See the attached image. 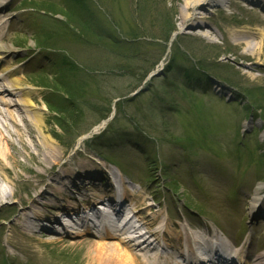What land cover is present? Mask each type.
Instances as JSON below:
<instances>
[{"label": "rangeland", "instance_id": "rangeland-1", "mask_svg": "<svg viewBox=\"0 0 264 264\" xmlns=\"http://www.w3.org/2000/svg\"><path fill=\"white\" fill-rule=\"evenodd\" d=\"M0 1V49L11 50L4 60L35 91L60 157L45 163L49 151L29 118L36 110L23 114L34 147L17 107L10 109L18 129L0 117L13 143L1 160L0 264H104L91 254L99 239L63 238L50 200L33 201L41 189H59L52 173L103 167L120 172L131 194H146L164 218L194 230L218 227L247 253H264V210L251 212L258 186L264 199V48L261 56L248 52L239 38H257L260 8L246 0L203 5L208 39L193 22L180 26L185 4L196 0ZM206 72L212 87L204 90ZM67 86L76 90L69 99ZM46 100L76 114L56 116ZM65 118L67 132L59 125ZM72 197L62 192L59 205L69 207ZM24 211L42 212L39 228L46 221L50 230H20Z\"/></svg>", "mask_w": 264, "mask_h": 264}, {"label": "bare ground", "instance_id": "bare-ground-1", "mask_svg": "<svg viewBox=\"0 0 264 264\" xmlns=\"http://www.w3.org/2000/svg\"><path fill=\"white\" fill-rule=\"evenodd\" d=\"M229 1L230 0H196L192 3H186L182 12L180 26H185L189 22H193L190 25L191 28L197 26L199 28L200 36L211 39L213 33L210 30L205 29V27H207V24L203 21V17L199 16V9L205 4L209 5L212 8H223L228 4ZM246 1H248V3H251L252 9L260 8L264 13V0ZM3 8L4 3L3 1H0V11ZM256 34L257 38L252 37L246 33L241 34L239 38H242V42L240 43L245 45L244 49L246 51L251 53H260L259 56H261L263 52L262 50L264 48V28L259 29L258 33ZM258 38L259 41L257 40ZM7 53H11V50L0 49V80L3 81V85L1 87L3 90H0V94H7L8 97L12 96L16 97V99L0 98V117L4 118L6 121H10L18 129L19 124L17 122V119L13 115V111H11L10 109L17 107L18 109L15 108V111L18 112L20 121L25 123L24 125L27 128L26 133L31 139L29 140V142L31 146L34 147L38 144V142L33 139L31 125L30 123H28L26 115L24 116L23 114H30L31 111L36 110L35 102L33 100L35 91L29 87H25L23 78L18 77L17 72L10 69V66L4 60V55ZM1 106L7 107L8 109L4 110ZM30 116L29 118H31V123L37 129L44 146L47 147V150L49 151L47 152L48 155H46L47 153L44 154L46 155V158L44 159L45 163L47 165L50 162L54 164L60 157L52 146L54 139L51 135L45 133L43 114L41 113V111L36 110L32 113V116ZM2 126L3 129H5L6 133H11L10 131H8V127L6 126V124L3 123ZM13 134L14 136H18L19 138H21L19 132H15ZM12 144L13 143L10 141L9 137H5L2 133V130L0 129V170H4L6 168L1 160L2 158L6 159V157L8 156V151L10 150ZM24 146L29 148L31 147L26 143L24 144ZM95 169L96 170H94L93 172H88L86 170L82 174L69 172L65 173L64 175H59L52 173L56 177L54 179V182L60 186L59 189L54 192H47V194L41 189L35 194L33 201L36 202L40 199L50 200L52 206L49 214L54 220L53 223L56 224L60 223L59 220L61 218L59 215L61 211H64L63 206L67 207V205H65L63 202L61 203V206L59 205L61 202L60 196L62 192L70 191L72 195L83 194L84 196L86 192L94 190L101 200L106 202L107 198V201H112L113 198H115L117 194H119V192H122L123 185L120 184V186H117L118 188L116 187L114 189V193L109 194V192L111 191L110 189L112 188L111 182L109 181L108 177L103 174V170L98 168ZM122 179L123 178H121V180ZM105 180L108 181L107 185H103V182ZM76 185H78L79 188ZM124 185V187L128 189V186H126V181ZM45 186L46 188H51L53 187V184L49 182ZM262 190L263 186H258L252 197L253 203L251 204V212L253 214H256L259 208L261 209L262 207H264V199L261 196ZM119 199H123V201L120 202L124 207L126 201L127 205L130 206L132 213L137 214L136 216H132L130 213H128V215L131 217L128 218L122 230L105 228L106 235L100 237V241H97L94 250L92 249L93 253L91 250L93 259L95 256L97 259H103L105 262L104 264H180L178 262H175L172 256L165 251H174L176 248H182L183 246H186L194 256V248L192 249L189 245L190 235L187 233V228L189 227L188 223H186L185 226L180 227V224L178 222H172L167 217L164 218L163 214L157 210V207H155L154 203H150L151 200L148 198V196H146V194L142 195L130 193L125 194L124 196V194L122 193V197ZM67 201L68 200H64V202ZM39 204L40 202L37 203V205ZM99 205L102 206L101 203H99ZM31 213L33 217H31L30 213L28 214L25 211L20 214V217L23 216V219H20V222L23 221L20 230H33L32 226L34 225V223L41 224L43 219L46 217L42 215V212L38 213L36 211H32ZM135 217L139 218V220L143 222L141 224V227H138L139 225L133 223ZM31 220L34 221L33 224L31 223ZM44 223L47 222L45 221ZM44 223H42V225H44ZM181 228H183V230ZM91 231V228L87 226L83 232L76 233L75 236L88 237L94 234ZM116 231L117 233L115 236L113 232ZM196 238L197 236L193 239L196 240ZM109 240H115V242H111ZM225 252L226 250L217 249L215 251V254L221 253L223 257H226ZM245 255L246 260L250 261L252 264H264V253L259 255ZM201 260H205V257L201 258Z\"/></svg>", "mask_w": 264, "mask_h": 264}, {"label": "trees", "instance_id": "trees-1", "mask_svg": "<svg viewBox=\"0 0 264 264\" xmlns=\"http://www.w3.org/2000/svg\"><path fill=\"white\" fill-rule=\"evenodd\" d=\"M52 8H55V7H52ZM60 14V13H59ZM75 91L76 90H73L72 88H71V86H67V88H66V96H67V98L69 99V97H73V96H75ZM46 103H47V107H48V109H49V111L51 112V113H53V114H55L56 116L58 115V116H61L62 114H64V112H69L70 111V108H69V106L67 107V106H65V107H59L61 104H59V106H54L53 104H52V102H50V101H48V100H46ZM71 112H72V114L73 113H75L76 114V112L72 109L71 110ZM71 112H69V113H71ZM71 115V114H70ZM69 120L70 119H66L65 118V120H63L64 122H61L59 125H60V127L62 128V130L63 131H66V128H68L69 126H67V123L69 122ZM64 123H66V125L64 124ZM67 132V131H66Z\"/></svg>", "mask_w": 264, "mask_h": 264}]
</instances>
